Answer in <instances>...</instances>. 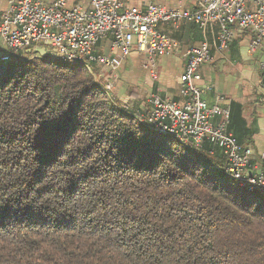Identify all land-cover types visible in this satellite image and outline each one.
Segmentation results:
<instances>
[{
	"label": "trees",
	"instance_id": "obj_1",
	"mask_svg": "<svg viewBox=\"0 0 264 264\" xmlns=\"http://www.w3.org/2000/svg\"><path fill=\"white\" fill-rule=\"evenodd\" d=\"M109 93L0 58V264H264V196Z\"/></svg>",
	"mask_w": 264,
	"mask_h": 264
},
{
	"label": "built area",
	"instance_id": "obj_2",
	"mask_svg": "<svg viewBox=\"0 0 264 264\" xmlns=\"http://www.w3.org/2000/svg\"><path fill=\"white\" fill-rule=\"evenodd\" d=\"M0 1L7 4L0 12L3 46L22 52L43 45L50 51V58L79 65L92 77L102 76L104 71L109 76L110 71L115 73L133 50L147 59L145 67L149 65L150 74L155 77V58L178 48V42L158 28L160 23L177 28L186 21L201 29L216 24L219 32L214 47L218 51L228 47L234 28L253 33L250 52L264 44V0H197L193 9L169 8L156 2H149L144 8L126 7L124 0H54L49 4L39 0ZM108 35L109 52L96 54L97 43ZM212 59L208 42L190 47L179 77L180 99L152 93L138 120L186 148L199 152L208 145L209 154L219 149L224 161L221 170L240 186L264 196V167L251 162V150L242 146L229 130L230 109L224 104V97L216 93L211 104L206 100L212 87L202 83L199 68ZM112 75V80L102 85L107 93L114 87Z\"/></svg>",
	"mask_w": 264,
	"mask_h": 264
},
{
	"label": "crops",
	"instance_id": "obj_3",
	"mask_svg": "<svg viewBox=\"0 0 264 264\" xmlns=\"http://www.w3.org/2000/svg\"><path fill=\"white\" fill-rule=\"evenodd\" d=\"M49 4L54 0H39ZM197 0H124L126 7L144 8L149 2L163 4L175 9H193ZM7 8L0 1V12ZM158 28L178 42V48L155 58L152 78L150 66L145 67L147 59L136 50L130 52L115 71L120 78L116 94L120 100H131L127 104L145 110L143 105L152 93L161 97L180 99L181 83L179 77L183 71L187 50L199 46L203 41L209 43L213 59L200 66L202 83L210 84L212 91L206 94L208 104L218 93L225 99L230 109L229 130L242 146L252 151L251 158L264 167V44L254 52L249 45L253 33L249 29H233V37L228 47L218 51L214 47L215 36L219 32L216 24L198 28L191 22H182L175 28L169 23H160ZM110 48V36L101 39L94 51L107 54ZM119 53L114 52L117 56ZM128 88H132L128 90ZM144 97V99L142 98ZM218 121V120H216Z\"/></svg>",
	"mask_w": 264,
	"mask_h": 264
},
{
	"label": "rangeland",
	"instance_id": "obj_4",
	"mask_svg": "<svg viewBox=\"0 0 264 264\" xmlns=\"http://www.w3.org/2000/svg\"><path fill=\"white\" fill-rule=\"evenodd\" d=\"M35 50V51H34ZM43 53L46 57L50 56V51L47 49V47H44L43 45H38L37 48L31 50V51H22V52H13L10 49L6 48L5 46L2 45L1 40H0V58L1 60H8L10 58L12 59H21V58H25L26 56H36L37 54ZM29 54V55H28ZM8 56V59H3V57ZM102 68V67H101ZM104 71V70H103ZM97 72H101L100 69L97 70ZM110 74L113 76V82H114V87L110 90L111 94L110 96L112 98L118 99V101L123 104L126 105L128 108H132L133 106L128 105L127 103L131 100L125 101V100H120L116 94V89L117 86L120 82V78L119 76H117V73H112L110 71ZM111 75L109 76V72L104 71L102 76H96L93 77L94 81L98 80L102 85H104L107 81L112 80ZM132 88H128V90H130ZM142 98L144 99V97L142 96ZM145 101V99H144ZM142 102L143 105L147 106V102ZM229 124H230V120H229ZM237 139V138H236ZM252 152V151H251ZM254 160H252L251 158V162H253ZM255 163H257L256 161H254Z\"/></svg>",
	"mask_w": 264,
	"mask_h": 264
}]
</instances>
